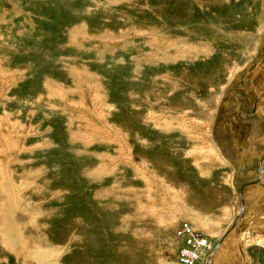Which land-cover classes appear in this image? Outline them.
I'll return each instance as SVG.
<instances>
[{
    "label": "rangeland",
    "instance_id": "374dc122",
    "mask_svg": "<svg viewBox=\"0 0 264 264\" xmlns=\"http://www.w3.org/2000/svg\"><path fill=\"white\" fill-rule=\"evenodd\" d=\"M263 109L264 0H0V264L204 263ZM263 186L214 264H264Z\"/></svg>",
    "mask_w": 264,
    "mask_h": 264
},
{
    "label": "bare ground",
    "instance_id": "6f19581e",
    "mask_svg": "<svg viewBox=\"0 0 264 264\" xmlns=\"http://www.w3.org/2000/svg\"><path fill=\"white\" fill-rule=\"evenodd\" d=\"M253 183V182H252ZM252 183H249V184H247V185H245L244 187H246V186H248V185H250V184H252ZM260 183V182H259ZM242 191H243V189H242ZM242 191H241V196H242ZM240 212V208H238V210H237V212H236V217H235V219H233V221H232V223L230 224L231 226H232V224H233V222L234 221H236V219H237V221L240 223L241 222V220H242V212L240 213V215H241V219H238V217H237V214ZM229 225V226H230ZM186 226V225H185ZM9 228H10V224H9V219H7L6 218V221H5V223H4V225H3V227H2V235H3V238L6 240V242L7 241H9L10 240V236L12 235H8V234H10L9 233ZM188 228V230H189V234L190 235H192V231H193V229L191 228V227H187ZM234 229V231H235V228H233ZM238 229H239V226H238V228H237V232H238ZM194 232V231H193ZM226 232V231H225ZM14 233H15V231H14ZM185 234H187V232L186 231H184L183 229H181V235H185ZM188 236V235H187ZM223 236V235H222ZM221 236V237H222ZM240 236V235H239ZM12 237V236H11ZM14 237V236H13ZM19 238V237H18ZM22 238V237H21ZM229 238V235H227V236H225L221 241H219V245H218V248L215 250V252H214V254L213 255H211L210 256V258H209V264H214V262H215V260H216V258H217V255L218 254H221V253H223V255H225L227 252H228V239ZM13 239V238H12ZM16 239V238H15ZM20 239V238H19ZM204 239V241H205V245H202V244H200V241H198V243H197V248L195 249V250H193V251H190L189 252V263H193V261H195L197 258H200V256H201V254H202V252L204 251V249H208L209 250V248L210 247H208L207 248V241H206V239L205 238H203ZM239 239H240V237H239ZM233 241V240H232ZM238 241V240H237ZM9 243V242H8ZM233 245V244H232ZM213 248V247H212ZM211 248V249H212ZM237 248V247H236ZM42 249V248H41ZM210 249V250H211ZM234 250V249H233ZM49 251V250H48ZM206 252V251H205ZM233 252V251H232ZM243 252H244V250H243ZM30 253V252H29ZM32 253V252H31ZM33 254V253H32ZM47 254V252H43V251H41V252H38L37 253V257H42L43 259L44 258H46L47 256H45ZM50 254V253H49ZM204 255H205V253H204ZM244 255H245V253H244ZM54 256V255H53ZM180 256V255H179ZM182 256L184 257V255L182 254ZM206 256L207 255H205V257L204 258H206ZM241 256V255H240ZM34 257V256H33ZM50 257V256H49ZM181 257V256H180ZM242 257V256H241ZM245 257H246V255H245ZM36 258V257H35ZM39 260V259H38ZM42 260V259H41ZM48 260V259H47ZM51 260H53V259H51ZM180 260V259H179ZM246 260H247V258H246ZM42 261H44V260H42ZM46 261V260H45ZM181 261V260H180ZM205 261V260H204ZM48 263H50V264H53L52 263V261L51 262H48ZM182 263H184V264H189V263H185V262H182ZM203 264V263H202Z\"/></svg>",
    "mask_w": 264,
    "mask_h": 264
},
{
    "label": "water",
    "instance_id": "95a60500",
    "mask_svg": "<svg viewBox=\"0 0 264 264\" xmlns=\"http://www.w3.org/2000/svg\"><path fill=\"white\" fill-rule=\"evenodd\" d=\"M264 160V154H262V156L260 157V160H259V167H258V174H257V177H256V179L253 181V183L254 184H259V182H260V174L262 175H264V169H263V167H262V161ZM263 175H262V178H263ZM261 183V182H260ZM246 184H244V185H242L241 187H240V190H239V195H238V202H239V208H240V212L237 214V217H238V219H241V215H240V213L243 211V208H244V205H243V198H242V196H241V191H242V189H243V187L245 186ZM238 226H239V222L237 221V219H236V221H234L233 222V224H232V226H230V228L223 234V236L221 237V240L225 237V236H227V235H229L230 234V232H232L233 231V234H232V236L236 239V233H237V228H238ZM233 228H235V231H234V229ZM231 235V234H230ZM220 240V241H221ZM218 245H219V243H217L214 247H213V249L210 251V253L207 255V257H206V259H205V261H204V263L203 264H209L208 262H209V258H210V256L211 255H213L214 254V252H215V250L218 248ZM238 248L241 250V246L238 244ZM244 257V256H243ZM244 260H245V258H244Z\"/></svg>",
    "mask_w": 264,
    "mask_h": 264
},
{
    "label": "built area",
    "instance_id": "2783aa9c",
    "mask_svg": "<svg viewBox=\"0 0 264 264\" xmlns=\"http://www.w3.org/2000/svg\"><path fill=\"white\" fill-rule=\"evenodd\" d=\"M185 231H187V233L189 232L187 227L185 228ZM180 233H181V231H180ZM193 236H194V234L192 233V235H190V237H193ZM190 237H189V239H190L189 243H191V244L186 246V248L180 249V256L182 259L186 260V263H189V259H188L189 258V255H188L189 252L195 250L198 247L197 246L198 241H200V244L205 245V241L203 238H195V240L192 241V238H190ZM182 254L184 255V257L182 256Z\"/></svg>",
    "mask_w": 264,
    "mask_h": 264
},
{
    "label": "flooded vegetation",
    "instance_id": "af4514ba",
    "mask_svg": "<svg viewBox=\"0 0 264 264\" xmlns=\"http://www.w3.org/2000/svg\"><path fill=\"white\" fill-rule=\"evenodd\" d=\"M254 58H255V57H254ZM251 60H252V59H251ZM246 65H247V64H246ZM253 67H254V64H251V66L249 67V69L252 70ZM259 102H260V104H262V101H261L260 97H259ZM260 106H261V105H260ZM254 109H255V108H254ZM263 110H264V109H263ZM245 111H246V112H249L247 109H246ZM263 154H264V152H263ZM261 156H262V155H260V157H261ZM262 175H263V174H262ZM262 175L260 174V182H261V183H259V184H254V183H252V182H253V181L256 179V177H257V174L255 175V172H254V175H253L252 179L248 180V181L245 183L246 185L249 184V183H252V184L246 186V187H245V190H244L243 193H245L248 189L253 188L254 185H260V186L264 185ZM263 187H264V186H263Z\"/></svg>",
    "mask_w": 264,
    "mask_h": 264
},
{
    "label": "crops",
    "instance_id": "0c3cea01",
    "mask_svg": "<svg viewBox=\"0 0 264 264\" xmlns=\"http://www.w3.org/2000/svg\"><path fill=\"white\" fill-rule=\"evenodd\" d=\"M220 255H221V254H220ZM226 256H227L226 254L223 256V257H224V259H226ZM221 264H223V263H221Z\"/></svg>",
    "mask_w": 264,
    "mask_h": 264
}]
</instances>
